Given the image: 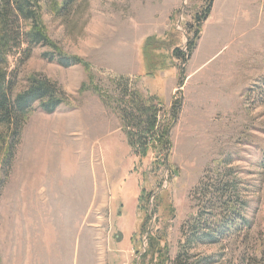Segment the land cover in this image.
Returning <instances> with one entry per match:
<instances>
[{"label": "rangeland", "instance_id": "rangeland-1", "mask_svg": "<svg viewBox=\"0 0 264 264\" xmlns=\"http://www.w3.org/2000/svg\"><path fill=\"white\" fill-rule=\"evenodd\" d=\"M66 1L42 19L87 67L27 44L9 58L13 95L45 78L67 104L32 106L10 169L0 148V264H264V0H212L189 58L209 0ZM136 94L169 140L140 161L121 122Z\"/></svg>", "mask_w": 264, "mask_h": 264}, {"label": "trees", "instance_id": "trees-1", "mask_svg": "<svg viewBox=\"0 0 264 264\" xmlns=\"http://www.w3.org/2000/svg\"><path fill=\"white\" fill-rule=\"evenodd\" d=\"M41 1L0 0V126L5 129L6 133L11 135L10 139L3 140L0 145V148L3 150L4 168L8 167L10 169L11 167L22 126L28 120L32 106L37 103L42 113L51 115L61 105L67 104L65 96L57 85L45 78H29L27 88L13 95L7 72L9 58L13 52L23 44H27L30 49L33 47H43L47 48V51L41 54V58L48 62H53L62 68L76 65L84 68L87 67L82 59L65 54L50 39L42 19ZM69 1L67 0L65 3ZM211 4L212 0H209L206 6L196 13L193 18L194 23L198 27L192 32L194 40L188 44L187 58L191 56L196 47L201 24L207 20ZM22 24L24 28H22ZM147 40L149 39H146L145 43ZM145 43L141 48L143 50ZM143 50L142 62L145 68L144 71L148 76L153 75L151 72L148 73ZM171 57L184 61V55L178 48L173 49ZM161 69L162 67H158L156 71H160ZM135 98L137 101V103H134L135 110L123 111L121 113V122L127 144L138 158V161H140L146 157L147 151L152 147L154 142L158 143L164 152H167L169 148L168 127L157 126V110L153 108L155 98L150 97L145 102L138 94L135 95ZM132 123H135V125H132ZM7 141L9 142L7 143ZM206 190H208L207 187ZM230 190L234 192L236 189L230 187ZM219 192H221L219 189L213 191L214 194ZM152 196L151 192L147 193L145 189H141L137 204V211L139 213H145L146 204H148ZM211 201L212 199L210 198L206 202V205L209 206L208 210L210 209L209 202ZM147 219L148 216L144 214V221L138 229L140 234L144 233ZM146 256L147 253H144L142 259H145Z\"/></svg>", "mask_w": 264, "mask_h": 264}]
</instances>
